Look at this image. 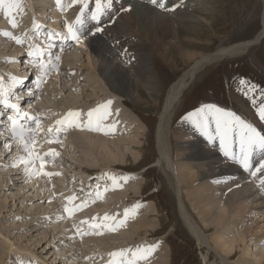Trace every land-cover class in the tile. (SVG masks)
<instances>
[{"label":"rangeland","instance_id":"374dc122","mask_svg":"<svg viewBox=\"0 0 264 264\" xmlns=\"http://www.w3.org/2000/svg\"><path fill=\"white\" fill-rule=\"evenodd\" d=\"M189 1L190 0H165L167 5L166 8L168 9L173 8V5L177 4L178 7L175 6L173 12V10L161 9L158 5L151 4L150 0H140L144 5L148 7L151 6L157 11L162 12V14H167L170 19H175L172 22V25L176 28L177 33H179L182 38L193 37V30L184 24L182 20L176 18L178 16H176L175 12L188 8L189 11L194 10V12L196 11L199 15L203 16V14H205L204 12L195 9V6L203 5L204 0H196L197 5L192 6L189 5ZM249 1L250 3H248ZM33 2L35 4L38 2L36 5L38 7L35 9V15H33V17L31 16L29 20V26L31 28H27L28 26H20V28L31 29V32L25 35L26 38H23L24 42L16 43L18 46L10 42V44L6 46L3 41L5 40V38H3L4 34L0 37V78H2V83L7 93L11 89L16 88L22 82V79L20 82H14L12 77L21 78L23 74L27 73L26 70L30 67L28 59H30V57L38 56L30 55V57L26 59L27 56L23 57L25 54H21L24 51H27L28 53L30 51L35 52V50H31L35 46L41 48L45 47V49H43L44 53L48 48L53 51L52 53H55V50L57 49L55 48L54 50V40L56 37L62 38L64 34L62 35L61 33H67V25L75 24L76 18L80 13V7H78L77 4H73V0H70V7L66 8V11L59 9V17L54 20L56 23H54L55 27L53 28L50 27L47 22H50V19L48 18L53 17L54 14L45 15L46 17L42 16V12L46 11V3L43 0H33ZM204 2H206L205 6L208 9H214L215 4L218 3L219 5L220 3L215 11L216 15H218L217 18H219V22L217 23L216 21L215 26H213V29L211 28L210 33L206 30L207 25H209L208 23L195 29V31L200 34L199 39L203 44H198V47L193 45V48L190 45H186V48L187 50L190 49L199 52V55L196 56V58L201 56L202 53H214L220 46H224L225 44L229 45L232 42L239 43L246 41L247 39L252 38L262 27L264 0H205ZM129 7L132 11L125 12L130 15L133 13L134 7ZM27 9L28 8H26V10ZM50 11H52V9ZM28 14L29 13L27 12L26 16H28ZM211 16L210 18H212ZM35 23H38L41 26L39 30L34 29ZM16 24L18 27L20 24L19 20H16ZM108 25L113 26V22H109ZM101 26L104 30L100 32L98 37L105 40V45L103 46L104 49L108 51L117 50L115 52L116 54L122 53V55L118 56V60L121 62L119 65L124 74H141L143 76L146 72V63L151 59L149 62H151L153 69L156 68L154 70L160 83L159 89H161L159 90V96L161 97L159 99H162V104H159V107L156 109L154 96H151L149 91L143 87L141 83L140 90L143 93V98H145V100L143 99L144 102H137V100L133 102L120 97L119 100L122 101L123 107L127 110V114H116L113 110V113L109 112V121H123L124 123H127V125H130V127L132 126L131 128L135 127L137 124L143 125L145 131H143V127L140 129L141 131H138L139 133L136 132L137 129L130 131L128 126L129 130L126 128L123 131L124 133L114 135L116 137L109 135L106 138V133L102 129L103 124L107 121L106 118V120L104 119V121L102 120L99 122L102 126H100L101 124L99 125V130L97 132V129L92 127L93 125H96L95 122L92 126H87L88 124L85 123L88 122L89 119L86 122H82L83 118H79V115L75 118V123L71 125L67 133L63 136L62 141L52 146L53 148L60 150L63 156L57 161L44 166L45 170L52 167L51 170L58 173L50 176L46 175L45 173L47 172L45 171L32 175L30 178L29 172L25 171V164L22 162L13 167V163L20 157V152L16 149H12L13 146L10 143L8 144L6 140L1 137L3 134H0V264H104L105 261L109 262L114 259L110 253L120 250L136 249L141 245H154L156 243L158 246L157 248L155 247V249L162 251L166 246L165 250L162 252L168 253H164L165 255H163L161 259L158 257V262L155 260L154 264H156V262L159 264H205V256L208 258L206 264H223L217 256L216 249L218 248L215 247V244L212 246L214 251L206 246L201 248L202 245H200L199 242L193 238L189 230L185 228L178 213L176 195L178 196L180 192V195L185 197V199L183 198V201L187 211H190L192 217L194 216V218H198L197 210L193 208V205L189 200L191 196L196 193L194 190H189V188L193 189L194 187L195 189L196 186L193 185L196 184H192L186 178L187 173L183 172L184 170L181 169V158L176 154H172V156L170 155L172 160L174 159V162L172 161V163L175 172L173 168H168L163 165L159 157V147H157V129L163 121V113L165 112L164 102H166L165 97L168 88L179 74L183 73L186 66L190 64L193 59L183 62L184 60H182L181 55L184 50H170V46H168L167 49L165 48L164 52L161 51L162 45L164 47L167 44L174 42L176 37V35L174 36L175 30H172V33L170 31L166 32L165 35L159 31L148 33V31H143L142 28L136 26L138 38H130V40L133 42L134 40L138 41L139 45L142 43L140 46L143 47L144 52L135 57L134 61L129 59L130 57H128V55H123L124 53L120 52L118 44L112 42L113 40H117L113 39L115 37L110 34L109 29L105 30L106 26L104 21H101ZM56 31L61 33H58L59 35L57 36L54 33ZM96 34L98 33L96 32L94 36ZM50 35L52 36V39H49ZM154 35H156V37ZM44 42H46L45 45H43ZM88 42L87 35L86 37L81 35V41L79 43L76 42L78 45L70 46L71 48L67 51L66 48L65 51L67 53L64 51V54L72 55V60L64 56L61 57L60 71L43 84V90L34 101V105L36 106L37 112L45 117V123L47 122L50 124L57 121V119H63L67 116L70 110L71 112H77L79 110L80 112H78L80 114H84L88 117L87 113L90 110L96 109L100 106L99 101L95 102L88 99L90 95L91 97L95 96L96 99H101L106 96L112 100L118 96L113 94V91H110L109 87L105 84L100 75L99 69H97L98 63L95 59V53H93ZM263 43L264 38L262 43L259 44L260 46L258 45L259 47L255 46L256 48H253V55L259 60L257 64L258 66L253 63L252 57L247 55L240 59L233 58L231 60L215 62L212 66L202 71L196 77L192 87L189 88L182 98L181 103L178 104H181L182 108L181 117L192 110L194 111L195 109L203 108V106L215 105L226 111L232 112L235 110V112L244 116H249V114H246L249 110V112L255 114V117L258 118V108L261 104H264V71L259 66L261 65L264 67ZM27 45H29V47L25 48L28 50H25L24 46ZM68 45L69 43H67V46ZM18 48L19 50L21 48L24 49L19 56L20 58L17 57ZM57 55L53 54L51 59H54ZM177 59H179V61ZM240 79L246 81V83L241 84ZM148 97H150V99ZM116 99L117 97L115 100ZM233 99L236 100L233 101ZM147 100L150 101L148 102ZM178 105H175L174 108L171 107L170 111L168 110L166 116L168 120L180 108ZM243 106H246V110L242 111ZM115 118L116 120H114ZM129 121H131V124ZM213 121L214 118L210 117L208 131L213 130ZM77 125H79L78 128L81 127L80 132L77 130ZM192 126L197 130L194 124H192ZM75 134H83V138L81 137L80 139H77V136H73ZM119 137H122L119 143L121 148L120 153H118L114 146V143L117 145ZM47 145L49 144L41 142L37 148L41 150V148L46 147ZM90 147H93L95 151H90ZM233 150L239 153V141L236 145H233ZM219 154L229 165H235L247 177L256 181L257 175L260 172H257L256 175L253 176L250 171L243 169L238 163L226 157L221 149ZM116 155L119 157H122L121 155H123L122 165H118L116 168H111L110 166L105 165L106 162L115 158ZM136 157L140 161L137 160L139 163L135 162ZM259 158L258 155L253 157V170H255L256 162ZM94 160L96 161L93 162ZM85 164H95V166L93 165L94 167L86 169ZM30 165L29 171L35 168ZM178 167L180 169H178ZM120 168L124 169L121 173L117 170H122ZM124 172L131 174L128 175L130 178L122 181L120 185L112 187L113 181H111V177L116 174L122 175ZM179 174L181 176H179ZM203 180H206V182ZM203 180L198 182L202 183L203 181L204 185H207L208 182L213 183L212 188L214 189V191L211 190V193H209V189L206 192V194H208L206 196L208 198L207 206L209 210L207 208L205 210L208 214L214 210L212 215L215 217L217 215L219 216L221 213L225 215V220L221 221L219 226L217 225L212 231L206 232V234L208 233L207 236H211L213 232L214 234H218L219 232H215L219 229H223V227V230H226V227H228L229 230L231 228L235 231L233 232L234 234L231 230V233L228 232L230 235H234L233 237L228 234L222 237H227L223 240H228L236 237V235L241 233L243 229L250 230L249 234L246 235V238L240 240L241 243L238 240L236 249L227 264H253L255 256H259V249L257 250L255 247L260 246H253L252 240H254V243L257 245L261 244L263 248L264 231L260 230V228L258 229L260 232L257 233L258 236L256 237V240L255 236H253V234L251 235L256 224L253 221L255 216L247 215V211H249L248 209L243 210L245 213L241 212L238 214L239 216L237 219L242 223L240 224L237 221L236 226H238V228L228 224L223 226L226 223V220L228 222L233 219L231 216L235 215V212L237 211L234 206V203L236 202V199L234 200L235 197H233L234 193H227V191H231L232 186L230 184L227 185L229 182L225 183L222 181V178H217L215 181H212L214 180L213 178H211L210 181H207L208 179ZM185 181L190 185L187 183V185H185L183 183ZM198 182H196L197 185L199 184ZM173 183L176 185L178 184L180 189H177ZM182 183L184 185H182ZM105 188L108 190L104 191ZM112 190L113 192H111ZM98 191L100 193V201L91 203L90 206L78 212L75 215V218L64 217L62 209L68 197H75L74 200L81 201L85 199L84 196L88 197L86 199H91L94 195H97ZM134 193H139V196H133ZM118 199H120V201H118ZM78 203L79 202L76 201L69 206V208H72L75 204L79 206ZM142 203L144 205H149L154 209L156 208L157 213L155 215H150L148 212L145 213V209L141 210L143 209L141 206H139L141 209L139 208L138 211V207L135 206L139 204L142 205ZM236 203L242 206L238 201ZM123 209H128V214L130 211L135 210V213L138 212V215L140 213V217L144 215V218H147L148 216L146 219L148 222H154L153 219L157 217L159 224L150 229L141 228L133 233L134 228L132 229L130 226H127L131 224L127 223L129 219V221H132L133 223L134 218H132L133 220L131 217L126 219V217L123 216L121 219L116 220L120 217V215H118L120 213L118 212ZM141 211L146 215L144 213L142 214ZM107 212L114 213L115 215L112 214L108 216L109 219H105ZM132 213L134 214V212H131V214ZM80 214H82V218L78 219V215ZM60 217H63V219ZM207 217L208 220L211 219V216ZM112 218L114 220H112ZM136 218L139 219V216H136ZM77 220H79L77 230L80 228V231L78 230V238L75 235L74 230ZM123 220L125 221L122 226L124 229L119 230L116 228V231H112L111 233L105 232V228H114V226L116 227V225ZM114 221L116 225L114 224ZM211 221H214L213 218ZM87 225L92 226V230L95 231V234H89L92 231H87L89 230L86 228ZM97 225H99V227H97ZM126 227H130L131 229L129 230V228ZM123 230L125 232H122ZM85 232L88 234L83 236ZM140 236L142 238H140ZM9 244H12V246L14 245V248L10 249ZM263 250L264 248L262 249V252H264ZM127 255H129V253ZM127 255L123 258L120 257L119 259L125 261L128 260V257L130 259V255L128 257ZM145 258L147 262L145 261L144 264H153L154 260H151L150 254ZM262 262L264 263V260Z\"/></svg>","mask_w":264,"mask_h":264},{"label":"bare ground","instance_id":"6f19581e","mask_svg":"<svg viewBox=\"0 0 264 264\" xmlns=\"http://www.w3.org/2000/svg\"><path fill=\"white\" fill-rule=\"evenodd\" d=\"M43 1L46 3V6H45V10L46 11L42 12V16H45V15H48V14L51 15L53 13L54 16L48 18V19H50V22H47V23H48V25L50 27L54 28L55 27L54 23H56L54 20H56L59 17V14H58V12L60 11L59 9H62V11H64L66 8H69L70 7V0H61L60 5L57 4L56 0H43ZM204 1H203V5H197L196 0H190L188 2L190 6L197 5V6H195V9H197V10H199L201 12H204L205 14H203V16L197 14L196 11L194 12V10L193 11H189L188 8L187 9H183L182 11H179V12H175L176 16H178L176 18L182 20L184 22V24H186L190 29L193 30L192 33L194 34V36L193 37H189V38H187V37H183L182 38V37H180L179 33H177L176 28H174L173 25H172V22L175 19H170L167 14L166 15L162 14V12L157 11L153 7H151V6L148 7V6L144 5L142 2H140V0H126V1H124V0H113L112 8L108 11V13L104 17H102L101 21L105 22V26H106L105 30L109 29L110 34L113 37H115L113 39L117 40V41L113 40L112 42L113 43H117L118 47L120 49V52H123L124 53L123 55H126V56L128 55V57H130L129 59H132V60L135 61V57H137L142 52H144L143 47L140 46V45H142V43L139 45L138 41L134 40V42H133V41L130 40V38H132V39H134V38L137 39L138 38V36H137V32L138 31L136 30V26H139L140 28H142L143 31H148V33H150V32L154 33V32H158L159 31V32H161L162 34H165V35H166V32H169V31L171 32L172 30H175L174 31V36L176 35V37H175V40L173 39L174 42H171V43L167 44L164 47L161 44L162 45V48H161L162 50L161 51L164 52V49L165 48L167 49V47L170 46V48H171L170 50H184V51H182V55H181L182 60H184L183 62H186L188 60L193 59V61L186 66V68L183 71V73L179 74V76L172 82V84L168 88V92L166 94V97L164 96L165 99H166V102H164L165 103L164 104L165 105L164 106L165 112L163 113L162 124L157 129V131H158V133H157L158 134V136H157V147H159V157H160L163 165H165L168 168H170V167L173 168L172 161L174 159L172 160L171 156H172V154H176L177 156H179L181 158V161H180L181 169L184 170L183 172L187 173L186 174V178L192 184L193 183L196 184V185H193V186H196L195 189H194L193 186H192L193 189L189 188V190H194L196 192L195 194H193L191 196V198L189 200L191 201L190 203L193 205V208L195 210H197L198 218L197 217L194 218V216L192 217V214L190 213V211H187V209L185 207V203L183 201V198L185 199V197H183V195L181 196L180 192H179L178 196L176 195V197H177V209L179 211L178 213L180 215V218L182 220L183 225L185 226V228H187L189 230V232L191 233L193 238L197 242H199L200 245H202L201 248L206 246L210 250L214 251L212 246H213V244H215V247L218 248V249H216V253H217L218 258L220 259V261L223 264H227L228 260L231 258V256L233 255V253H234V251L236 249L238 240L240 242V240L245 239L246 235L249 234L250 230L248 231V230H244L243 229L242 232L239 233L238 235H236V233H235L236 237L228 239V240H223V239H226L227 237H225V238H222V237H224L227 234L230 235L228 233V232H230V230H231L232 233L235 232L231 228L229 230L228 227H226L227 228L226 230H223L224 229V227H223V229H221V230L219 229L220 231L219 230L216 231L218 229L217 228L215 230L216 231L215 233L219 232L218 234H214V232H213V234L211 233L212 234L211 236H209V237L207 236L208 233L206 234V232L212 231L213 229H215L217 227V225L219 226L220 222L225 220V215L221 213V214H219V216L217 215L215 217L214 215H212V213H214V210H212V211L210 210L211 212L209 214L205 210L206 208L208 209V206H207L208 198L206 196L208 194H206V192L209 189V191H210L209 193H211L212 191H214V189L212 188V184L213 183L208 182L207 185H204L203 181L206 182V180H203V179H208L207 181H210L211 178H213L214 180H212V181H215L217 178H222L223 179L222 181H224L225 183L229 182L227 185L230 184L232 187H234V190L232 191V193H234L233 197H235L234 200L236 199V202L238 201L240 204H242V206L237 204L236 202L234 203L235 209L237 211L235 212V215L231 216L233 219L229 220L228 222L226 220V223L223 226H225L226 224H228L230 226L231 225L232 226H236L237 221L240 223V221L237 219L238 216H239L238 214L243 212V210L248 209L249 211H247V215H249V216L254 215L255 216L253 221L256 224V227L254 229L252 228L253 231L251 232V235L253 234V236H255V240H256V237L258 236L257 233L260 232V230L264 231V187H262L261 184H260V181L262 179H264V172H260L257 175L256 181H254V179L247 177L235 165L234 166L229 165L226 161H224V159L219 154L221 146H220L219 136L216 133L215 118L213 117L214 118L213 130L209 131V132L213 136H215L216 138L214 140L210 141L207 138V136L202 135L200 133V131L196 130L192 126L193 122H192L191 119H189L190 114L196 113L199 110L195 109L194 111L192 110L191 112H189L187 114L183 113L185 116L181 117L182 108H181V104L180 105H178V104L181 103L182 98L184 97L186 92L189 90V88L192 87L196 77L202 71H204L206 68L212 66L215 62L231 60L233 58L240 59V58H244L247 55H249V56L252 57L253 63L256 66H258L257 64H258L259 60L256 58L255 55H253V48L259 47L260 46L259 44L262 43V40L264 38V32H263L264 31V11L262 13V23H263L262 27L259 29V31L256 34H254V36L252 38L249 37L250 39H247L246 41L239 42V43L232 42L229 45L225 44L226 46L223 44L224 46H220L214 53L213 52L212 53H208V54H205V53L203 54L202 53L201 56L196 58V56L199 55V52H196V51H193V50H190V49L187 50V48H186V45H190L193 48V45H196V47H198L197 46L198 44H203V43H201V41L199 39L200 34L197 33L195 31V29L198 28L199 26L205 25V23H208L209 25L206 24L207 25L206 30H207V32L210 33L211 32V28L213 29V26H215L216 21H217V23L219 22V18H217L218 15H216L215 11H216V8L220 5V3H219V5H218V3L215 4L214 9H208L205 6L206 2H204ZM93 2L94 1L91 0L90 8H92V9H94ZM37 3L35 4L33 2V0H20V6L18 8H14L10 14L8 13L7 8L0 7V37L3 36L5 31L11 32L13 36L21 37L22 39L25 37L26 34H29L31 32V29H25L23 27L20 28V26H28L27 28L30 27L29 26L30 25L29 20H30L31 16L33 17V15H35V9L38 7V6H36ZM248 3H250V1ZM182 4H184V3H182ZM199 4H202V3H199ZM77 6L81 7L80 4H77ZM129 6L134 7L133 8V13L130 14V15L125 12L127 10H122V9H128L127 7H129ZM173 6L175 7V6H177V4H175ZM47 7H48V9H47ZM26 8H28V9L26 10ZM51 9H52V11H50ZM25 10H26V12H25ZM217 10H219V9H217ZM131 11H132V9H131ZM240 11H241V9H240ZM27 12L29 13L28 16H26ZM173 12H174V10H173ZM219 13H220V11H219ZM23 15H24V17H23ZM211 15H213V16H211ZM210 16L212 18H210ZM18 17H19V19H18ZM72 17H73V14H72ZM13 19H15V21L19 20L20 24H19L18 27L17 26L13 27V25H12V20ZM35 19H36V17H35ZM31 21H32V19H31ZM109 22H113V26H109L108 25ZM86 24H87L86 27L82 30V36L86 37V35H87V37H88V40H89L88 43H89L90 47L92 48L93 53H95V56H96L95 59H96V62L98 63L97 64V69H99L100 75L102 76L105 84L109 87L110 91H113V94L118 95V96H116L117 97L116 100H115L116 97L113 100L107 98L106 96H104L101 99H96L95 96L91 97V95H90V97H88V99L90 101H95V102L99 101L100 106L106 104L109 101H111V104L108 105V112L113 113V110H114L116 112V114L126 113L127 110L123 107V103L119 99H120V97H122L124 99L131 100L133 102H135L136 100H137V102L138 101H140V102L143 101L144 102L145 98H143V96H142L143 93L140 90V83H141L143 85V87H145L149 91L150 95L154 96V100L156 102L155 107L157 109L159 107V104H162V99L161 100L159 99L161 97V96H159V90L161 88L159 89V87H160L159 79H158L157 74H156V72L154 70L156 68L153 69L152 65H151V62H149L151 59L148 61V63L145 62L147 64V67H146V72H145V74L143 76L141 74H135V75L134 74H127V75L124 74L123 70L120 68V65H119V63L121 64V62H120V60H118V56L122 55V53L116 54L115 52L117 50L108 51V50L104 49L103 46L105 45L104 44L105 40L103 38H101V37H98L100 32H97L98 34H96L94 36V34L96 33L95 32V27L97 26L96 23L94 21H90L89 20ZM182 31H184V30H182ZM145 33H147V32H145ZM141 34H143V33H141ZM156 35H154V36L156 37ZM64 36H66V35H64ZM145 37H146V35H145ZM3 38H5V40H3V41L5 42L6 46L8 44H10V42L12 44L17 45L16 44L17 43L16 40L13 39L12 37L4 35ZM148 38H150V37H148ZM109 39H111V38H109ZM67 43H69V42L67 41ZM89 45H88V47H89ZM6 46H5V48H6ZM19 48H18L17 57L20 56V54L23 52L24 49L28 50L25 47H24V49L21 48L20 50H19ZM110 48H111V46H110ZM169 52H168V54H169ZM64 53L65 52H63L62 54H64ZM89 56H91V55H89ZM64 57L70 58L71 60L73 58L72 55H70V54L69 55L65 54ZM139 59H140V57H139ZM177 60L179 61V59H177ZM92 63H94V62H92ZM259 66L264 71V67L261 66V65H259ZM234 97H235V95H234ZM148 98L150 99V97H148ZM235 100L236 99H233V101H235ZM175 105L180 106V108L168 120V118H166L167 112H168V110L170 111L171 107L174 108ZM96 106H97V104H96ZM151 106H152V104H151ZM199 109H201V108H199ZM243 110H246V106H243L242 111ZM242 111H240V112H242ZM242 113H244V112H242ZM235 114L237 116L241 117L248 124H251L253 127H255L258 132L264 134V120H262L260 118V116L258 118H256L255 114L249 112V110L246 113V114H249V116H247V115L244 116V115L238 114V112L235 113ZM79 118H83L82 122H86L89 119L84 114H80ZM106 119H107V121H105V123L103 122L104 124H103V127H102V129L106 133V138L109 135H113L112 137H116L114 135H116V134L120 135L121 133H124L123 131L126 128H128V126L130 128V131H133V130L137 129L136 132H138L142 127H143V131H145L144 130L145 128H144L143 125L137 124L135 127L131 128L132 126L130 127V125H127V123H124L123 121H120V122L109 121V119H110L109 116H107ZM118 119H120V118H118ZM114 120H116V118ZM120 120H122V119H120ZM103 121H104V119H103ZM130 122L131 121H129V123ZM85 124H88L87 126H89V121L86 122ZM145 124H146V122H145ZM100 126H102V124ZM133 126H134V124H133ZM77 128H78V126H77ZM80 128L77 129V130H79V132H80ZM129 128H128V130H129ZM147 130H149V129H147ZM238 134H239V130L237 129V131L234 133V144L233 145H236L238 143V141H239ZM73 136H77L76 137L77 139H80L81 137L83 138V134H75ZM73 136H72V138H73ZM121 138L122 137L118 138L117 145H115L116 143H114L115 149L118 151V153H120V150H121V148L119 146ZM69 139H71V138H69ZM113 139H115V138H113ZM89 149H90V151H95V149H93V147H90ZM121 156L122 157H119L118 155H116L115 158H112L110 161L106 162L105 165L110 166L111 168H116L118 165H122L121 163H123V155H121ZM116 158H118V159H116ZM137 160H138V158L136 157V161L135 162H137ZM95 161L96 160H94L93 162H95ZM139 162H137V163H139ZM175 163H176V161H175ZM85 165H86L85 166L86 169L87 168L90 169V168L95 166V164H90V165L85 164ZM174 167H175V165H174ZM179 167H180V164H179ZM179 167H178V169H180ZM117 170L119 171V173H121V171L123 172L124 169H122V170L117 169ZM173 170H174V168H173ZM174 172H175V170H174ZM181 174H182V172H181ZM128 175H131V174L124 172V173H122V175H120V174L113 175V176H115L117 178V180L114 182L112 180V178H111V181H113L112 182V185H113L112 187H116V186L120 185L122 183V181H125V180H123L121 178L122 177H129ZM175 176H176V174H175ZM179 176H181V175L179 174ZM186 178H184V179H186ZM200 180H203L202 183H199ZM180 181H178V182H180ZM196 182H198L199 184L197 185ZM183 183L185 185L188 184L186 181L183 182ZM183 183H182V185H184ZM132 184H133V182H132ZM174 185L177 187V189L179 188L178 184L177 185L174 184ZM188 185H190V184H188ZM110 186H111V184H110ZM162 191H164V190H162ZM111 192H113V190ZM133 196H139V193H134ZM229 199H230V197H229ZM187 200H188V198H187ZM118 201H120V199H118ZM118 204H119V202H118ZM139 206H141L143 209L138 207V211H139V208H140L141 210L145 209V213L148 212V214H150V215H155L157 213L156 208L154 209L153 207H151L149 205H144L142 203V205L139 204ZM131 212H134V214L132 213L133 214L132 215ZM118 213H120V214H118V215H120V217L119 218L116 217V218H118L116 220H119L123 216H125V210L124 209L119 211ZM137 213H135V210H134V211H130V213L127 216H125L126 219H129L130 217H131V219L134 218V222L133 223H132V221H129L130 219L128 220V223H127V224L131 223L130 225H127V226H130L132 229L134 228L133 233H134V231L137 232L141 228L142 229L143 228L150 229V228H153V227H155L156 225L159 224L158 220H157V217L153 219L154 222H148L146 220L148 218V216H147V218H144V215H142L144 212H142V214H141L142 216L141 217H140V213H139V215ZM243 213H245V211ZM112 214H114V213L107 212V217L112 215ZM158 214H159V211H158ZM136 216L137 217L139 216V219L136 218ZM207 216H211V219L208 220ZM246 217H248V216H246ZM212 218H213L214 221H211ZM248 218H250V217H248ZM248 218H247V220H248ZM112 220H114V219L112 218ZM123 223H125V221ZM216 223H218V224H216ZM114 224H115V221H114ZM240 224H242V223H240ZM123 225L124 224L118 223L116 225V227L114 226V228L122 230V229H124V227L122 228ZM95 226H96V224H95ZM201 226H204V227H201ZM130 227H126V228H129V230H130L131 229ZM252 227H254V226H252ZM86 228L89 229V230H87L88 232L92 231V226L91 225H89V226L87 225ZM236 228H238V226H236ZM259 228H260V230H258ZM105 229H106L105 232H107V233H111L112 232V230L109 229V227L105 228ZM127 231H128V229H127ZM122 232H125V231L123 230ZM233 236L234 235H232V237ZM140 238H142V237L140 236ZM125 241H126V239H125ZM151 241H153V240H151ZM250 241H251V239H250ZM138 242H140V241H138ZM252 243H253V246L254 245L260 246V247H255L257 250L259 249L260 251L258 250L259 256L258 255L255 256V258L253 260V264H264L262 262L264 260V252H262V249L264 247L262 248L261 244H258V245L255 244L254 240H252ZM141 244H144V243H141ZM156 244H154V245H156ZM9 246H10V249L14 248L13 247L14 245L12 246V244H9ZM147 246H152V245L145 244V245H141L138 248H144V247H147ZM165 248H166V246L162 250L161 247H160V249L162 251H164ZM136 249L133 248L131 250L134 252ZM252 249H254V248H252ZM162 251H158L157 249H154V251H152V254L150 253L151 260H154L153 264H154L155 260L157 261L158 257L161 259L163 255L168 253V252H162ZM148 255H146V257ZM208 255H210V254H208ZM128 256L129 255H127V257ZM119 258L120 257H114L113 261L114 260H120ZM204 258H205V262L204 263L206 264L208 258L206 256ZM128 259H129V257H128ZM138 260L141 261V258L138 259ZM143 260L144 261H143L142 264L145 263L146 258H144ZM157 262H156V264H159ZM229 263H231V262H229Z\"/></svg>","mask_w":264,"mask_h":264},{"label":"snow or ice","instance_id":"6c2138e0","mask_svg":"<svg viewBox=\"0 0 264 264\" xmlns=\"http://www.w3.org/2000/svg\"><path fill=\"white\" fill-rule=\"evenodd\" d=\"M61 0H57V4L60 5ZM91 0H73V4H80V13L76 18L75 24L67 25V35L62 38L67 40L71 39L77 43L81 41L82 30L85 28L86 23L90 21L96 22L95 32H102L104 29L101 26L102 17H104L108 11L113 6V0H94V9L90 10ZM150 3L153 5H158L161 9L165 10H174V7L171 9L166 8L165 0H150ZM20 6V0H0V7H5L10 14L14 8H18ZM130 11V7L128 9H122ZM13 27H16L15 19L12 20ZM40 25L38 23L34 24V29L39 30ZM5 36H10L16 40L17 43H23V39L21 37L13 36L11 32H4ZM59 35V34H55ZM49 39H52L50 35ZM29 55H38L43 56L44 50L39 46L35 48V52H29ZM57 60L60 57H56ZM14 82H20L22 78L12 77ZM246 81L241 80V84H245ZM0 92H4V97L0 99V105H3L6 108L13 109L17 111V115L15 117L9 116L8 119L11 121V133L13 138L20 144L23 145V150L28 156H21L18 158L16 162L13 163V167L17 166L18 163L25 164V171L29 172V177L32 175L38 174V169L33 168L29 171V165L32 163L31 157L32 153L30 151L32 144L35 143V129H31L25 126V124L21 123V119L27 116V114H23L21 116L19 112V105L16 103H12L7 95V92L4 90V86L2 83V78H0ZM247 94V93H245ZM111 104V101L107 102L104 105L99 106L96 109L90 110L88 112L89 118V126L95 122L97 125V129L99 130V122L105 119L110 113L108 112V105ZM259 116L262 120H264V104H261L258 108ZM4 112L0 111V116H3ZM80 115L79 112H69L67 116L63 119L56 122V125H59V128H55V131L58 133L63 130L65 125L71 126L75 123V118ZM215 118L216 125V133L219 136L221 150L224 155L230 158L232 161L238 163L243 169L250 171L251 175L255 176L257 172H264V134L257 131L255 127L251 124L245 122L241 117L237 116L235 113L230 111H225L221 108L216 107L215 105H207L204 108H201L198 112L190 114L189 119L192 120L194 126L198 131L204 136L212 141L216 137L213 136L209 131V118ZM2 123V121H0ZM79 126V125H77ZM39 127V125H37ZM239 130V153L233 150L234 144V133ZM54 128L50 127L49 132H53ZM52 142V141H49ZM53 155H58L54 150H50ZM45 155H48L47 153ZM259 156V160L256 162L255 170H253V157ZM43 164V162H42ZM42 166V165H41ZM46 175H54L58 173H45ZM115 182L117 178L115 176L111 177ZM130 177H122L121 179L127 180ZM262 187H264V179L260 181ZM108 189L105 188L104 191ZM99 196V191L97 192ZM69 202L75 199V197H68ZM85 205L76 206V208L66 207L65 211L69 216L73 214L75 210H78L80 207ZM136 207H139L137 205ZM128 210H125V216H127ZM63 219V217H60ZM105 219H109L107 215ZM123 224V221L120 222ZM97 227H99L97 225ZM112 231H115V228H111ZM158 245L147 246L144 248H137L134 252L131 249L120 250L117 252L110 253L113 257H125L128 253H131L132 258L128 260H114L111 264H136L137 259L145 258L147 254H150L154 251L155 247Z\"/></svg>","mask_w":264,"mask_h":264}]
</instances>
